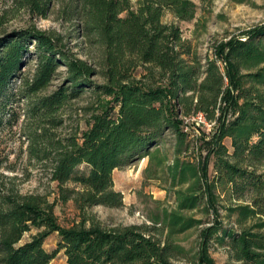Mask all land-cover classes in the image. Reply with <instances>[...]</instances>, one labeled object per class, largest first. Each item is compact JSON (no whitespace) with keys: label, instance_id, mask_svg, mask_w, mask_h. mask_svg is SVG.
Wrapping results in <instances>:
<instances>
[{"label":"trees","instance_id":"16d2710c","mask_svg":"<svg viewBox=\"0 0 264 264\" xmlns=\"http://www.w3.org/2000/svg\"><path fill=\"white\" fill-rule=\"evenodd\" d=\"M51 1L12 4L45 17ZM195 7L194 0H68L65 18L82 23L95 59L65 48L53 30L30 25L1 32L0 134L17 122L16 106L22 103L28 156L48 161L59 199L72 200L81 217L62 225L44 195L0 190V264H48L59 249L65 264H177L171 257L185 248L173 237L204 222L184 212L193 209L212 216L200 230L196 264H216L208 250L211 240L227 247L226 264H264V24L243 31L244 38L214 43L212 56L202 61L179 26L162 19L165 9L177 19H191ZM29 54L34 64L23 72ZM59 64L65 81L47 91ZM84 92L93 100L84 107L83 125L57 133L59 111ZM198 112L216 124L205 141L207 154L181 157L194 142L182 118ZM167 134L174 138L166 165L170 184H186L174 191L175 207L148 223L114 226L85 212L95 204L122 205L113 169L141 157L162 165ZM222 217L234 225H224ZM32 227L37 231L20 242ZM54 231L57 248L49 252L43 241Z\"/></svg>","mask_w":264,"mask_h":264},{"label":"rangeland","instance_id":"374dc122","mask_svg":"<svg viewBox=\"0 0 264 264\" xmlns=\"http://www.w3.org/2000/svg\"><path fill=\"white\" fill-rule=\"evenodd\" d=\"M131 1L136 4V0ZM194 1L196 7L193 18L177 19L165 9L162 19L166 22H175L179 26L183 39L189 42L191 49L202 61L206 55L212 56L214 43L235 35L244 38L243 31L264 24V0ZM67 5L68 0H52L46 16L40 17L27 9L13 6L12 0H0V18L6 12L0 22V36L3 35L2 31L8 33L14 29L35 25L41 29L55 31L62 37L65 48H70L79 57H87L84 53L88 52V57L95 59V48L83 35L82 23L75 18H65ZM29 48L32 50L33 45L30 44ZM25 59L22 71L28 72L33 67L35 57L29 54L25 56ZM64 77L65 68L59 64L47 91H52L58 85L63 84ZM93 78L97 79L94 76ZM15 83L18 84V80H15ZM92 100L93 97L88 92L69 100L59 111L62 123L54 130L61 135H66L75 131L79 125L82 126V119L86 115L84 107ZM22 107V103L16 106L19 111L17 122L11 129H5L0 134V190L10 188L21 194L44 195L47 200L53 202L58 222L62 225H69L81 217L80 211L72 200L62 202L59 199L56 183L49 178L48 161H38L28 156L26 149L28 140L22 131L25 121ZM182 121L184 130L189 133V139L194 142L190 143L186 152L180 154L181 157L195 158L206 155L208 144L205 141L213 134L216 124L209 121L200 122L189 117L182 118ZM224 142L231 150L230 139L224 138ZM161 150L167 155V160L160 166L151 164L148 157H141L130 164L113 169V188L122 193V205L115 207L95 204L87 207L85 212L103 225L114 226L148 223L150 217L160 213L162 209L175 207L176 194L174 191L185 187L186 184L173 187L167 173L166 165L171 162L174 154L173 135H165ZM213 173L210 156L209 177ZM217 193H220L221 199H225L226 196L221 190H217ZM224 203L225 200H222L220 205ZM184 212L194 217H202L204 222L173 237L175 242L184 246L185 251L183 254L171 257V260L177 264H196L200 230L209 224L212 216H206L198 209ZM224 213V209L220 208V214L224 215ZM222 219L224 225H234L231 220L225 217ZM36 231L37 229L32 227L23 234L20 242L27 240ZM164 233L165 231L162 237ZM58 239L57 232L49 233L43 241V247L49 252L54 251L57 248ZM208 250L216 264H226L229 260L228 249L224 245L211 240ZM48 264H65L63 250H57Z\"/></svg>","mask_w":264,"mask_h":264},{"label":"built area","instance_id":"2783aa9c","mask_svg":"<svg viewBox=\"0 0 264 264\" xmlns=\"http://www.w3.org/2000/svg\"><path fill=\"white\" fill-rule=\"evenodd\" d=\"M189 118H190V119H193V120L200 121V122H206V120H205L203 114L200 113V112L191 115Z\"/></svg>","mask_w":264,"mask_h":264}]
</instances>
